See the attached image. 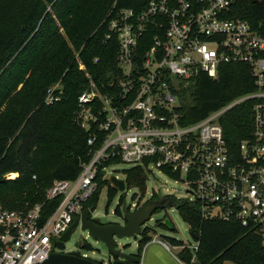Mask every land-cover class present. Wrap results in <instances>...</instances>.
I'll list each match as a JSON object with an SVG mask.
<instances>
[{
  "label": "built area",
  "instance_id": "1",
  "mask_svg": "<svg viewBox=\"0 0 264 264\" xmlns=\"http://www.w3.org/2000/svg\"><path fill=\"white\" fill-rule=\"evenodd\" d=\"M245 1L148 0L140 10L108 12L98 28L102 42H115L116 74L101 92L85 73L89 83L74 111L89 133L87 144L98 145L75 178L54 179L46 189L47 200L59 199L47 216L42 203L17 209L0 203V264H38L56 250L54 241L96 191L99 168L109 180L105 161L181 178L192 194L184 200L198 202L203 216L235 220L264 245V17H241ZM232 63L249 66L255 90L181 123L173 91L200 73L215 78L221 65ZM61 89L47 90L44 102L58 100ZM247 99L253 100L251 134L232 147L218 119ZM115 176L128 189L124 174ZM189 248L195 251L197 242Z\"/></svg>",
  "mask_w": 264,
  "mask_h": 264
},
{
  "label": "trees",
  "instance_id": "2",
  "mask_svg": "<svg viewBox=\"0 0 264 264\" xmlns=\"http://www.w3.org/2000/svg\"><path fill=\"white\" fill-rule=\"evenodd\" d=\"M147 1L0 0V203L4 207L27 208L42 203L41 215L47 216L59 201L45 198L52 181L75 178L81 170L80 164L90 159L91 148L98 143L89 146V133L74 120L77 98L89 83L85 73L101 92L109 88L111 74H116L115 42H102V29L98 26L112 8L140 10ZM241 17L249 20L264 17V5L246 0ZM61 28L73 49L59 32ZM78 60L84 70L79 69ZM59 79L61 93L56 90L55 94L60 98L44 105L48 86ZM19 84L21 88H16ZM253 90L249 66L232 63L221 65L215 78L200 73L173 92L179 99L181 123L188 124ZM252 103V99L244 100L224 111L218 119L232 147L251 134ZM122 173L126 187L137 188L142 197L147 178L144 168L132 166ZM101 175L99 168L97 189L84 207L94 208L97 192L103 185H107L108 201L115 195L116 190ZM155 196L152 199H157ZM122 200L121 197L115 207L116 215L121 214ZM173 202L197 242V249L193 251L182 240L162 235L170 245L180 247L177 254L182 261L264 264V245L259 235L246 231L235 220L203 216L196 201L173 198ZM164 215L167 217V213ZM154 226L167 229L162 218ZM150 230L147 227L138 240L135 252L138 258ZM169 231L175 233L176 229L172 226Z\"/></svg>",
  "mask_w": 264,
  "mask_h": 264
},
{
  "label": "water",
  "instance_id": "3",
  "mask_svg": "<svg viewBox=\"0 0 264 264\" xmlns=\"http://www.w3.org/2000/svg\"><path fill=\"white\" fill-rule=\"evenodd\" d=\"M251 2H256V0H251ZM109 183L116 191L123 192L125 190L122 178L111 175ZM170 204L174 207L173 198L171 196H164L148 200L138 209L129 211L128 206L122 200L120 204L121 214L116 215L118 220L107 222H102L97 216L93 217L91 215V207H84L59 239L54 241L57 251L51 252L45 260L38 264H140V259L133 252L128 251V245L120 244L117 240L129 236L141 237V231L145 227L156 230L159 227H155L154 225L159 218H162V223L167 227V230H170L173 225L164 215V210ZM156 210H161L160 217L153 218L152 224L144 227V224L151 219L152 214ZM78 224L81 231H85L88 237L101 242L105 246L107 250L106 262L102 259L83 255L80 250L68 253L61 252L65 249L66 243L70 240L71 234L78 227ZM142 225L143 228H141ZM190 235L192 236L191 233ZM81 245L82 239H80L78 247L81 248Z\"/></svg>",
  "mask_w": 264,
  "mask_h": 264
},
{
  "label": "rangeland",
  "instance_id": "4",
  "mask_svg": "<svg viewBox=\"0 0 264 264\" xmlns=\"http://www.w3.org/2000/svg\"><path fill=\"white\" fill-rule=\"evenodd\" d=\"M46 10H49V7L47 6ZM59 32L63 35V38L66 40V43L69 47H72L70 41L68 40L64 29H59ZM75 54V59H77V52L74 50L73 52ZM17 52L15 53V55ZM22 84L17 85L16 88H21ZM62 88L61 79L54 82L53 84L49 85L47 90L50 88ZM47 92V91H46ZM46 97V96H45ZM44 101V100H43ZM44 105L46 103L44 102ZM48 105V104H47ZM130 167L128 163L125 162H112L108 164L107 168L105 169V176L109 177L111 175H117L119 177L122 176V170L125 168ZM146 189L143 193L142 197L140 194V191L135 188L131 187L129 189H125L123 192L116 191L115 195L108 201L107 197V185H103L98 190L97 198L95 201V206L91 211V215L93 217H99L102 221H117L118 218L116 214L114 213L115 207L117 206L119 202L120 196H122L126 206L131 204L133 200L138 201L140 200L141 204L147 202L148 200L152 199L153 194H155L156 198H161L164 196H172L175 199H187L192 196L191 193L186 191V185L184 181H182L181 178H173L165 175L164 173L160 172L158 169L153 168L151 172L146 173ZM8 178V175H7ZM155 191V192H153ZM134 197V199H133ZM165 213H167V218L172 223V225L175 227L176 232L172 233L167 229L164 228H157L156 230L160 232L161 234H167L171 235L177 239L182 240L185 244H191L194 243V239L190 235V232L188 230V225L186 222L182 220V218L179 216L178 211L173 207L169 206L164 210ZM161 210H158L157 212H154L151 216V219L147 221L146 224L151 225L153 222V218L160 217ZM152 229L150 231V234L153 231H156ZM80 236H84L87 241L91 244L93 247L92 250H83L82 252L84 255H88L95 259H102L104 262L107 261V250L105 246L98 241L93 240L92 238L88 237L84 231H81L80 226H78L71 234L70 240L66 243V247L68 249H72L75 247V244ZM140 238V236L136 237H122L118 239L117 241L121 244L128 245V251L135 252L137 240ZM57 251V249H56ZM224 264H230L229 262H225Z\"/></svg>",
  "mask_w": 264,
  "mask_h": 264
},
{
  "label": "crops",
  "instance_id": "5",
  "mask_svg": "<svg viewBox=\"0 0 264 264\" xmlns=\"http://www.w3.org/2000/svg\"><path fill=\"white\" fill-rule=\"evenodd\" d=\"M162 235L167 234H161L157 230L151 233L149 239L142 245L139 257L140 264H187L178 257L177 253L180 247L170 245L163 239Z\"/></svg>",
  "mask_w": 264,
  "mask_h": 264
},
{
  "label": "flooded vegetation",
  "instance_id": "6",
  "mask_svg": "<svg viewBox=\"0 0 264 264\" xmlns=\"http://www.w3.org/2000/svg\"><path fill=\"white\" fill-rule=\"evenodd\" d=\"M122 196H120V198H121ZM119 198V199H120ZM132 203H134V205H131ZM131 204H129L128 205V210L129 211H132V210H136V209H138L139 207H141L143 204H141V202H140V200H138V201H135V202H131ZM158 210H156L155 212H157ZM76 218V217H75ZM74 218V219H75ZM74 221V220H73ZM102 221V220H101ZM102 222H105V221H102ZM107 222V221H106ZM147 223V222H146ZM144 224V227L145 226H149L148 224ZM78 226H79V224H78ZM141 228H143V225L141 226ZM147 227H145V228H143L142 229V233L143 232H145V229H146ZM150 231H152V229L150 230ZM84 233H86L85 231H84ZM80 239H82V245H81V248H79L78 247V243H79V241H80ZM93 249V247L91 246V244L87 241V239L84 237V236H80L79 237V239L77 240V242H76V244H75V247L74 248H72V249H68L67 247H65V249L64 250H62L61 252H63V253H68V252H73V251H77V250H80V252H81V254H83L84 255V253L82 252L83 250H92ZM56 250H54L53 252H55ZM135 254V253H134ZM135 256H136V254H135ZM137 257V256H136Z\"/></svg>",
  "mask_w": 264,
  "mask_h": 264
},
{
  "label": "bare ground",
  "instance_id": "7",
  "mask_svg": "<svg viewBox=\"0 0 264 264\" xmlns=\"http://www.w3.org/2000/svg\"><path fill=\"white\" fill-rule=\"evenodd\" d=\"M9 176H10L11 178H13V177H14V174H10Z\"/></svg>",
  "mask_w": 264,
  "mask_h": 264
}]
</instances>
